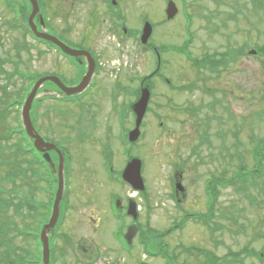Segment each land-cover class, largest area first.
<instances>
[{
    "label": "rangeland",
    "instance_id": "obj_1",
    "mask_svg": "<svg viewBox=\"0 0 264 264\" xmlns=\"http://www.w3.org/2000/svg\"><path fill=\"white\" fill-rule=\"evenodd\" d=\"M263 1L184 0L183 5L178 0V15L161 26L155 24L163 18L160 1L149 4L145 0H126L122 7L127 14V28L140 27L144 18L152 23L151 43L155 47L179 46L184 42L187 19L182 9L185 8L193 20L190 28L193 41L188 51L193 58L202 59L204 54L220 53L226 48L246 52L254 46L262 48L264 10L255 8V4ZM66 4L67 0H52L56 11ZM47 8L50 13L49 4ZM27 9L29 11V5ZM11 17L10 10L0 0V130L19 129L15 117L17 105L3 110L13 97L22 102L18 98L29 83L16 75L15 70L35 79L64 64L14 29ZM87 21L81 19L78 23L85 25ZM91 32L92 40L87 46L102 67L98 84L104 90L73 104L34 101L29 113L34 130L39 129L46 139L54 140L56 147L67 148L73 160L67 188L62 170L63 191L73 209L66 215L61 230L72 245L66 247L69 241L58 237L55 244L61 247L58 255L62 258L56 264H138L141 261L145 262L143 264H202L205 253L217 257L220 264H264L259 259L264 250V174L259 179L254 176L253 181L246 184L235 177L239 166L249 170L254 165L250 153L253 141L264 142V57L239 56L231 60L226 69L212 75L195 68L183 56L165 54L161 70L164 76L152 81L154 87L140 138L129 145L127 134L133 130L134 117L128 112V106L138 100L139 85L135 84L136 91L130 96L118 86L126 84L132 89L130 79L147 75L154 62L150 53L131 40L117 43L107 30L92 29ZM62 77L65 83L74 79L70 73ZM166 79L171 82L167 83ZM192 83L196 88L188 91ZM114 84L117 91L112 93ZM43 95L45 93L39 98ZM51 96L54 95L46 93V97ZM17 138L20 139L19 135L5 143L0 140V146L13 147ZM124 151H129V155L125 156ZM130 159L141 161L145 187L142 194L134 193L124 184L114 182L111 186L105 182V164L117 176ZM262 163L264 166V159ZM64 164L66 166L63 158L62 166ZM7 169L9 171L8 167L5 171ZM6 178L4 188L12 191L7 193L3 189L4 193L1 192L0 200L8 201L4 217L20 224L15 204L16 197L21 196L15 182L17 178L10 175ZM206 180L215 182L212 190L217 198L212 213L209 212ZM224 180L231 181V185L218 186L217 183ZM175 184H180L181 191ZM109 194L135 204L136 232L131 242L139 236L137 239L156 249L166 245L167 249L163 250L172 263L158 257L144 258L138 241L132 243L130 254L111 252L110 247H115L111 233L116 223L106 221ZM39 199L43 200L44 195ZM202 217H209L208 224L200 222ZM185 218L188 220L179 229ZM11 221L9 236L14 240L18 229ZM130 223L128 219L126 224ZM3 230L6 232L9 227L5 225ZM26 239L18 236L12 246L10 243L15 249L12 253L15 260L17 254L18 259L22 257L21 250L38 258L35 243ZM234 255L238 257L232 258ZM51 264H54L53 258Z\"/></svg>",
    "mask_w": 264,
    "mask_h": 264
},
{
    "label": "flooded vegetation",
    "instance_id": "obj_2",
    "mask_svg": "<svg viewBox=\"0 0 264 264\" xmlns=\"http://www.w3.org/2000/svg\"><path fill=\"white\" fill-rule=\"evenodd\" d=\"M25 1L29 5L26 24L23 23L16 24L11 20L13 27L24 28L25 26H27V28L29 29L28 17L31 13V6L27 0ZM145 1L149 4L153 3L154 1L156 2L160 1L163 3L162 5L163 18L155 22L157 26L165 25L169 22H172L178 15L177 13L175 15V18H173L172 20L169 21L166 20L165 9L168 2L172 1L176 5L178 0H145ZM179 1L184 5V0H179ZM37 3L39 7V12L33 18V24L35 25L37 32L46 33L56 38L59 42L70 47L73 50L87 51L94 60L93 73L90 77V80L88 81L89 83L84 93L79 96L81 97L79 101H82L84 98L89 97L94 93L97 92L101 93L104 90V87H100V84H98L100 76L102 75V71H103L102 67L100 66L99 60L97 56L94 54L93 50L87 46L88 44L91 43L92 40V36H93L91 32L92 29L107 30L108 34H110L113 40L117 43L118 41L121 42V41H129V40L137 43L138 41H140L142 35V26L145 23V21H147L146 18H144V20H142L141 22L140 27H131L130 31L127 30L126 27V25L128 24L126 19L127 14H125L124 9L122 7L124 4H126V0H67V4L57 11L52 7V0H47L46 5H44L43 2H41L40 0H37ZM48 4L50 7V13L48 12V8H47ZM40 17L43 20V25H41L40 23ZM81 19L85 20V22L87 20L88 21L85 25H82L78 23V20ZM34 42L36 43V45L41 47L43 46L45 50L54 54V56L57 57L58 60L60 59L63 60L64 64L57 65V69L49 73L48 74L49 76H55L59 78V80L67 87L77 86L82 81L83 77L86 75L88 71V63L86 62L84 57L71 58L65 56L60 52V50L57 47L51 45L50 43L48 44L47 47H45L46 42L39 38H35ZM72 45H75L76 47H72ZM153 46L154 45L149 40L147 43V50H152ZM147 52L151 54L150 51ZM71 69L73 71H71ZM68 73H70L71 77L74 75V79L69 80L68 82L70 84L65 83L62 77L64 74H68ZM153 78H160V77L155 74L152 75L151 71H149L148 74L143 76L142 78L138 76H133V78L130 79V83H132L131 87L133 90L126 84L123 85L120 84L118 86V89L122 91L124 94L130 96L133 94V91H136L135 84L137 79H138L137 84L139 85L138 89L140 91L141 88L151 89L152 87H154V84H152ZM41 89L43 93H51V95H56V97L58 96L59 98H62V95L59 92L58 88L52 83H45L44 85H42ZM116 91H117V86L115 85V90H113L112 93H115ZM76 101H78V99H76V97H72L70 101H67L66 103L67 104L78 103ZM120 116L121 115L118 116L119 119ZM34 124L35 126H37L36 123ZM37 131L40 134L39 129ZM40 135L45 142L53 143L56 146L54 140H50V138L46 139V137H44L42 134ZM33 143L34 141L32 139L30 140L26 139V141L20 143L22 146L21 147L22 153L18 165H16V167L11 165L9 171L7 170L4 173L5 175H3V177L7 179L6 177L8 175L12 176L13 178L15 175L11 173L14 172L16 173L17 176L15 177V179L17 178L16 184L18 188V193L21 192V196L16 197V200L18 201L15 202V204L17 205L16 208L18 209L17 221L21 223L17 224L15 221L12 222L7 217H4L5 215L4 213L6 211V208L8 207V201L0 200L1 202L0 210H1V217L3 218L1 220L4 221L10 220L18 229L16 230L15 228L14 230H16L17 234H20V237L23 238L26 236L27 240L29 239L34 243L35 241L33 240V238L39 237L41 228L44 225H46L50 219L53 202H54V196L58 186V174H57L56 152L50 151L48 153L51 163L41 164L42 162L41 160L45 152H40V150L35 149ZM58 149L63 154L65 163L67 162V160H71V157L68 156L69 153L67 148H64L62 146L61 148L58 147ZM52 163L54 164V166ZM66 167L69 170H66ZM70 168L71 166L64 167L63 177L65 179L64 181L65 188L68 187L69 180L72 177ZM103 169L105 172L106 184L111 186L114 184V182L116 184L117 177L114 176L112 168L105 164ZM7 182L8 181L4 180L2 183H3L4 191H7L8 193L9 187L4 188V185L7 184ZM41 194L44 195L43 200L39 199ZM66 197L67 196L64 191L62 195V200L59 203V216L57 223L55 227L52 230H50L48 233L50 249L53 252L58 251L57 254L60 253L59 250L61 247L55 244V241L57 240L56 235L62 234L68 237V235L65 232L64 233L61 232V230L66 215L71 209H73L72 205L70 207L69 200H67ZM117 202H118V206H116ZM129 203H130L129 199L120 200L119 198L110 197V194L108 195L106 221L114 225L116 223L114 230L111 233V240L112 242L115 243V247L114 246L110 247L112 249L111 252L113 253L119 251L123 255H126V254H130L132 251V244L127 245L123 238L125 233L127 232L128 226L132 223L131 217L127 215ZM128 219H131L130 224H126ZM10 221H8V223L6 222L5 225L10 227L8 225ZM24 221L26 223H24ZM28 221L30 222V224H28ZM138 237H135L132 243L138 241L140 239V238L137 239ZM71 245L72 242L70 241L66 243V247H70ZM110 248L108 249L109 251L111 250ZM21 256H23L24 258L23 251H21ZM58 258H62V256ZM144 258L154 259L148 256H144ZM22 260L20 261V263H22ZM142 263L145 262L142 261L138 262V264H142Z\"/></svg>",
    "mask_w": 264,
    "mask_h": 264
},
{
    "label": "water",
    "instance_id": "obj_3",
    "mask_svg": "<svg viewBox=\"0 0 264 264\" xmlns=\"http://www.w3.org/2000/svg\"><path fill=\"white\" fill-rule=\"evenodd\" d=\"M28 1L31 5V14L28 18V24L30 28L32 29L33 33L35 34V36L55 45L62 51V53H64L65 55L71 58L84 57L86 62L88 63V71L86 75L84 76L81 84H79L77 87L67 88L64 85H62L59 79L55 77H46V78L40 79L33 86V89L31 90L30 94L26 98L24 105L22 107V111H21L22 125L25 129V132L30 139L34 140V145L37 149L46 152L44 154V158L48 162H50L49 155L47 152L51 150L56 151L59 156L58 186H57L56 197H55V201L53 205V213L49 220V223L42 229L41 235H40L41 249H42V263L49 264V248H48V235L49 234L48 233L50 230L54 228L55 223L57 221V217H58V206H59V202L61 200L62 191H63V183H62L63 159H62L60 152L55 148L54 145L44 143L41 137L35 134L32 128L31 122H30V115H29L30 108H31V104L33 103V101L39 97L37 95V92L39 88L42 86V84H44L45 82H51L55 84L58 87V89L66 96H71L74 94L81 93L84 90L86 84L88 83L92 75V70H93L94 65H93L92 58L87 52L72 50L66 45L57 41L55 38L51 37L50 35L46 33L37 32L36 27L33 24V18L39 12L38 3L36 0H28ZM166 14H167V19H172L173 16L176 14V9L173 3L169 2ZM40 23L41 25H43V20L41 17H40ZM150 33H151L150 25L146 24L143 29V35H142V40H141L143 44L146 43L147 39L150 36ZM254 53L255 52H251V54H254ZM148 101H149V91L147 89H144L141 91L139 100L133 106V112L135 114L136 119H135V128L128 135V140L131 143H134L139 137V127L141 125L144 113L146 111ZM122 179L128 185H130L134 191L142 192L144 190V186H143V182L141 179V162L137 159L131 160L126 165L125 169L123 170ZM176 189L178 191H181L182 188L180 184L176 185ZM128 214L131 215L134 220L136 219L135 205L133 203L129 205ZM135 232H136L135 224H132L131 226H129L128 231L125 235V239L128 244L131 243V240Z\"/></svg>",
    "mask_w": 264,
    "mask_h": 264
},
{
    "label": "trees",
    "instance_id": "obj_4",
    "mask_svg": "<svg viewBox=\"0 0 264 264\" xmlns=\"http://www.w3.org/2000/svg\"><path fill=\"white\" fill-rule=\"evenodd\" d=\"M20 1L4 0V4L14 14L19 13L20 14L19 17H22L25 21L27 14H28V9H27L28 4L25 0H20ZM261 8L264 10V6L263 7L261 6ZM225 53H227L228 55L226 56L223 51L221 53L215 52V53L204 54L202 59L193 58L190 54H187L186 56H187V59L189 60V62L191 63V65L194 66L195 68H201L202 71L204 70L206 72L211 73L212 75H216L220 69H226L227 68V66H228L227 57L230 59V61L234 60V59L237 60L238 56L243 55V50L242 49H240V50L230 49L229 52L226 51ZM257 54L258 55L261 54L264 57V46L259 49ZM262 68L264 69V66ZM17 71L18 70H15L16 74H18ZM23 80L26 82L29 81L26 77H24ZM30 87H31V84L26 88L23 87L24 90L21 92L20 97L18 99H20L22 101L23 98L25 97V95L27 94ZM195 88H196L195 84L192 83L191 88L188 87V91H193ZM40 101H42V100H40ZM12 105L20 106L21 102L17 101V98L13 97L5 104L3 110L7 111V109ZM1 114H2V112H1ZM15 117H16V120H18L19 110H15ZM17 130H18L17 127L10 128L8 130L1 129L0 130V135H1L0 140L4 141V140L9 139L13 134L17 133ZM20 133L23 134V131H21ZM14 153H16V152L14 150L12 151V148H10V147L0 146V162L3 161V163H4V161L9 160V156L11 154L14 155ZM250 153H251V158L254 161V165L249 170H246L245 166H239L238 172L235 174L236 180L241 181L242 184H246L248 182L251 183L253 181L254 176H257V178L259 179V177H261L262 174H264L263 173L264 166L262 163L263 159H264V157H263L264 156V142H262L261 140H259L257 142L253 141V145H252ZM4 167H6V166H4ZM4 167H2V168H4ZM15 167H16V165H15ZM0 169H1V163H0ZM1 173H3L2 169L0 172V196H1V192L3 191V183L2 182L4 180L8 181L3 176H1ZM12 174L16 175L15 172ZM13 179H15V176L13 177ZM231 183H232L231 181L227 182L226 180H224L223 182H221V183L219 182L217 184H218V186L224 188V187L230 186ZM214 184H215V182L214 181L212 182L211 180H206V182H205V186L207 187V194L209 197L208 198L209 199V212H211V213L213 212L214 203H215V200L217 198V194L214 193L212 190V187ZM242 190H245L244 187ZM14 192H15V189H14ZM0 206H1V202H0ZM208 218L209 217H207L202 224H204V225L208 224ZM1 219H3V218L1 217V210H0V264H18V263L21 264L20 259H18L19 256H17L18 254L15 255L17 260H15L14 256L12 257V255H13L12 253H15V249L13 247H11L13 241L16 239V237H18V234L16 233L14 235V240L13 239L11 240V236H9V235L5 236V233L3 232V228L6 224V222L8 223V221H4ZM153 236H156V235L154 234ZM156 238L157 237H155V239ZM35 240H37V239H35ZM10 243H11V246H10ZM144 247H145L147 252H151V251H162V249L166 248V245L164 248L161 246L158 249H156V248L152 247L150 245V243L146 244L144 242ZM20 249L21 248L19 247V250ZM154 249H156V250H154ZM21 251H23V250H21ZM189 251H186V252H189ZM164 252H166V251H164ZM260 254H262L261 258H259ZM260 254L258 255V258L260 259V261L262 263H264V250L262 252H260ZM235 256H237V255L232 256V258H236ZM170 259H171V257H170ZM203 260H205V262L203 261L202 264H220L219 263L220 260L217 259V257L215 258L213 255H211L209 253H205V257L203 258ZM169 263H172V259L169 261Z\"/></svg>",
    "mask_w": 264,
    "mask_h": 264
}]
</instances>
